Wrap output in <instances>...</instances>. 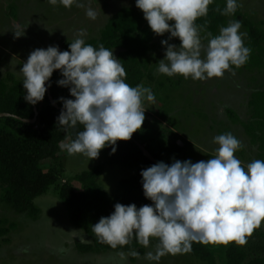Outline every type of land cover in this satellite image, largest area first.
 I'll use <instances>...</instances> for the list:
<instances>
[{
    "label": "clouds",
    "instance_id": "1",
    "mask_svg": "<svg viewBox=\"0 0 264 264\" xmlns=\"http://www.w3.org/2000/svg\"><path fill=\"white\" fill-rule=\"evenodd\" d=\"M48 2L66 8L73 4L84 7L79 0ZM214 2L136 0V7L154 34L170 33V39L181 42L176 47L162 40L166 52L165 59L158 63L160 74L205 81L223 78L233 67L247 63L251 49L244 44L245 33L240 32L239 21L222 27L206 48L202 44L196 21L208 15L209 5ZM238 7V0H226V8L216 10L234 15ZM86 15L91 20L97 18L91 7ZM23 35L15 34L17 38ZM84 35L83 31L79 33ZM69 49L61 52L58 46H50L29 55L19 72L27 93L24 99L31 105L42 102L48 90L46 84L51 87V77L59 71L64 78L58 86L69 88L74 99L61 98L63 110L57 125L65 130L83 126L74 140L61 143V149L69 155L83 154L89 160L97 159L106 147L115 154L118 141H130L142 129L146 119L144 101L155 103V95L143 85L127 84L121 61L103 45L96 49L77 38ZM213 142L219 147L207 161L174 160L170 166L159 162L142 170L144 195L152 205L137 208L135 204H115L109 217H102L92 226L99 241L115 249L128 245L133 238L146 248L153 239L158 240L155 251L144 257L155 264L168 254L191 252L193 242L245 246L247 237L264 222V160L242 166L235 153L243 145L231 133L218 135ZM120 255L127 260V255ZM130 255L140 258L136 251Z\"/></svg>",
    "mask_w": 264,
    "mask_h": 264
},
{
    "label": "rangeland",
    "instance_id": "2",
    "mask_svg": "<svg viewBox=\"0 0 264 264\" xmlns=\"http://www.w3.org/2000/svg\"><path fill=\"white\" fill-rule=\"evenodd\" d=\"M79 3L85 8L73 4L71 13H67L62 4L53 6L48 0H0V72L4 80L8 74L22 80L24 77L19 72L34 50L58 46L61 51L66 43L77 38L87 42L99 35L106 19L109 20L116 11L126 7L136 8V0H79ZM238 4L239 10L249 20L262 24L264 29V0H238ZM89 7L96 8L101 17L89 19L86 15ZM232 22L233 18L229 17L228 25ZM81 31L85 33L83 37L79 36ZM240 32L245 33L246 46L247 32L243 27ZM16 33L24 35L17 38ZM200 37L206 48L209 41L201 32ZM162 40L176 47L181 43L179 39H170V33L164 36L154 34L156 50L150 56V67L142 85L151 89L155 103L144 101L146 119L136 134L151 148L157 143L180 142L186 151L184 161L196 163L214 157L219 147L213 142L214 137L231 133L243 145L235 153L236 158L243 165L257 160V146L250 144L242 126L233 124L227 112L233 111L242 123L251 121L248 101L254 92L264 88V71L244 65L233 67L223 78L205 81L185 79L179 75L168 77L158 72V63L165 59L166 52ZM117 53L114 52L115 57ZM74 155L67 153L64 165L57 162L53 166L62 172L61 177L57 185L35 201L40 210L37 220L19 215L0 202V230L14 225L8 235L0 238V264H155L144 259L149 251H155L157 243L154 240L149 247H145V254L140 258L124 253L126 261L122 260L119 252L81 254L77 251L76 243L90 244L91 238L71 223L70 209L59 198V186L62 182H69L79 191L81 185L74 180V176L101 164ZM48 165L43 164L45 168ZM115 182L111 172L97 179L109 198L116 196ZM74 230L80 232L74 236L71 234ZM247 241L245 246L235 242L206 246L214 253L217 264H226V250L233 245L247 253L248 261L264 257V222L247 237ZM159 264L205 263L187 254H168L161 258Z\"/></svg>",
    "mask_w": 264,
    "mask_h": 264
},
{
    "label": "trees",
    "instance_id": "3",
    "mask_svg": "<svg viewBox=\"0 0 264 264\" xmlns=\"http://www.w3.org/2000/svg\"><path fill=\"white\" fill-rule=\"evenodd\" d=\"M217 8L223 11L226 8V0H215L209 5L208 15L196 21L201 34L208 42L217 36L222 27L228 26L229 17L239 21L247 32L246 47L251 49L245 66L264 71L263 25L249 20L239 8L234 15H222ZM173 23L174 21L170 22ZM70 43L72 42L66 43L61 52L70 51ZM86 44L96 49L103 45L110 51H117L116 58L121 61L126 71L125 82L132 87L142 85L145 81L150 67V56L156 50L154 33L144 19L143 12L137 7L118 10L100 31L99 37ZM63 78L59 71L54 72L49 87L53 101L61 109V98L74 99L69 88L58 86V81ZM23 79L16 80L13 75L8 74L4 80L0 72V114L33 120L34 106L24 99L27 93L23 88ZM35 107L38 117L34 124H26L14 118L0 119V202L15 213L27 215L33 220H37L40 215L35 200L46 194L60 180L62 172L53 166L67 152L61 149V143H70L79 131H83V126L80 125L67 130L57 125V118L62 110L50 104L47 92L44 100ZM248 108L251 118L249 123H242L233 111H228L227 116L233 124L242 126L250 144L257 146V159L264 160V88L251 95ZM133 138L143 145L158 163L164 162L170 166L174 160L183 162L186 157L185 147H180L177 141L157 143L151 148V145L147 146L136 133ZM105 155L109 166L118 165L133 172L129 178L120 182V193L115 198L109 199L97 183L103 172L101 165L75 176L74 180L81 185L79 191L69 182L59 186V198L70 209L71 223L91 238L90 244L76 243L75 247L81 254L136 251L139 256H144L145 247L135 238L128 245L113 249L99 241L92 231V226L102 217H109L117 203L125 206L135 204L137 208L152 205V201L145 198L140 173L154 164L142 154L132 140L118 141L115 154H112L111 147H106ZM45 163L50 164L48 168L43 166ZM13 229V224L7 229H1L0 238H4ZM153 240L159 243L158 240ZM185 254L205 264H217L214 253L205 244L193 242L191 252ZM225 258L226 264H264V257L248 261L247 253L234 245L226 250Z\"/></svg>",
    "mask_w": 264,
    "mask_h": 264
},
{
    "label": "crops",
    "instance_id": "4",
    "mask_svg": "<svg viewBox=\"0 0 264 264\" xmlns=\"http://www.w3.org/2000/svg\"><path fill=\"white\" fill-rule=\"evenodd\" d=\"M84 8H85V6H84ZM68 9V10H67ZM83 9V8H82ZM94 10H96V12H97V17H101V13H99L98 12V10L95 8ZM66 11H67V13H71V8H66ZM117 12V11H116ZM107 22H108V20L106 19V21L104 22V24H107ZM98 33V32H97ZM99 34H100V32H99ZM99 37V35L96 37V38H94V39H97ZM90 40H93V39H89V40H87V42L88 41H90ZM71 42H73V41H71ZM69 43V42H68ZM67 153L68 152H66V153H64L62 156H61V158H60V160H59V165H64V163H65V161H66V156H67ZM102 155V156H101ZM74 156H76L77 158H79V159H84V160H86V159H88L89 160V158L88 157H86V156H84V155H81V154H76V155H74ZM100 159L99 158H97V159H94V160H92V163H100L101 164V166L103 167V172L101 173V175L102 176H105V175H108L110 172L113 174V176H114V179L116 178V182L114 183V185H115V187H116V196L117 195H119V193H120V189H119V184H120V182L122 181V180H125V179H127V178H129L131 175H132V170H129V169H126V168H123V167H121V166H118V165H114V166H109L107 163H106V155H105V149H103V150H101V152H100ZM54 165H56V164H54ZM96 165V164H95ZM97 166V165H96ZM95 166V167H96ZM100 166V165H99ZM243 166H247V165H243ZM94 167V168H95ZM127 170V171H126ZM100 175V176H101ZM76 176V175H75ZM75 176H74V178H75ZM100 178V177H99ZM64 182H62V184H63ZM115 189V188H114ZM45 195V194H44ZM43 195V196H44ZM115 196V197H116ZM42 197V196H41ZM40 198V197H39ZM38 199V198H37ZM36 199V200H37ZM109 199H113V198H109ZM35 200V201H36Z\"/></svg>",
    "mask_w": 264,
    "mask_h": 264
},
{
    "label": "water",
    "instance_id": "5",
    "mask_svg": "<svg viewBox=\"0 0 264 264\" xmlns=\"http://www.w3.org/2000/svg\"><path fill=\"white\" fill-rule=\"evenodd\" d=\"M46 87L48 88V90H47V96H48V100H49L50 104H51L54 108H56V109H58V110H63V109L59 108V107L55 104V102L53 101V98H52V96H51L50 89H49V87H48L47 84H46ZM33 106H34V114H35L33 120H23V119H19V118L13 116V115L6 114V113L0 114V119H1V118H14V119L20 120L21 122L26 123V124H34V123H36V121H37L38 111H37V108L35 107V105H33ZM131 140L137 145V147L140 149V151L142 152V154H143V155H144V156H145L150 162H152L154 165L158 163V162L152 157V155L146 150V148H145L143 145H141L139 142H137L133 137H132ZM178 145H179L180 147H182V144H181L180 142H178Z\"/></svg>",
    "mask_w": 264,
    "mask_h": 264
}]
</instances>
